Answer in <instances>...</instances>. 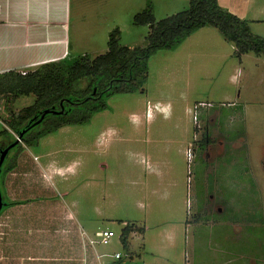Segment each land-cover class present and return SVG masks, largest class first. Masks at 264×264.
Here are the masks:
<instances>
[{
	"label": "rangeland",
	"instance_id": "1",
	"mask_svg": "<svg viewBox=\"0 0 264 264\" xmlns=\"http://www.w3.org/2000/svg\"><path fill=\"white\" fill-rule=\"evenodd\" d=\"M148 5L158 21L187 9L189 0L72 3L69 58L105 53L115 28L120 45L144 47L149 27L133 17ZM233 13L264 37V17L250 22ZM204 27L207 48L197 49L191 59L176 50L180 44L176 51L159 50L148 60L140 90L111 95L107 107L85 123L9 149L0 172V190L11 203L0 212V264H143L154 258L157 264H207L208 250L215 254L220 245L230 249L233 243L245 255L231 256L228 264L262 263L264 234L258 239L256 226L264 228V56L236 57L217 29ZM85 84L81 80L79 87ZM34 99L33 94L0 96V131L8 130L0 149L19 141L6 125L10 112ZM11 163L14 168L4 173ZM57 164L63 166L59 174L49 172ZM150 188L158 189L159 198ZM207 198L209 207L225 202L214 209L222 220L214 226L199 223L195 213L196 199L206 201L203 211ZM123 221L144 222L146 234L171 231L175 245L168 247L164 237V248L151 256L135 232L128 235L126 250L120 239ZM222 227L232 235L208 238ZM105 229L113 236L98 242L97 232ZM116 252L120 259L113 257Z\"/></svg>",
	"mask_w": 264,
	"mask_h": 264
},
{
	"label": "trees",
	"instance_id": "2",
	"mask_svg": "<svg viewBox=\"0 0 264 264\" xmlns=\"http://www.w3.org/2000/svg\"><path fill=\"white\" fill-rule=\"evenodd\" d=\"M133 20L149 27L144 47L120 45V31L115 28L109 33L106 52L92 59L81 54L43 64L32 71L0 76V96L8 99L35 96L32 104L17 113L10 112L6 120L9 130L19 138V141L13 139V146L34 145L41 136L62 126L85 123L94 113L107 107L106 101L111 95L140 90L147 79L150 56L159 50L176 48L201 27L217 29L224 40L233 45L236 57L248 52L264 56V37L252 33L247 20L220 6L217 0H189L187 9L158 21L148 5L135 14ZM81 80L86 81L84 87H79ZM7 132V129L1 130L0 137ZM11 168H14L13 163L5 166L4 173ZM9 205L11 203L6 204ZM135 230L140 232L142 228L128 222L122 227L120 239L124 249H128L129 233Z\"/></svg>",
	"mask_w": 264,
	"mask_h": 264
},
{
	"label": "crops",
	"instance_id": "3",
	"mask_svg": "<svg viewBox=\"0 0 264 264\" xmlns=\"http://www.w3.org/2000/svg\"><path fill=\"white\" fill-rule=\"evenodd\" d=\"M76 1L77 0H0V76L6 73H24L32 71L43 64L58 62L69 58L71 55V40L69 36L72 15L71 8L72 3ZM217 1L221 6L248 19L250 22L258 21L260 17H264V0ZM246 12L254 13L253 16L256 17L247 18L246 16H243ZM82 15V12L78 15L76 11L77 17ZM212 34L213 33L211 32V35ZM207 43V29L206 27H201L187 36L176 50H178L180 54L188 53L186 55L190 58L191 55L195 54L197 49L207 48ZM173 76H175V74ZM165 107L166 105L162 108L165 109ZM186 110H190V107H187ZM138 122L139 123L137 124L140 125H143L144 123V121ZM184 142L186 147L187 141L185 140ZM185 150L186 149L184 148L183 154L185 153ZM59 169H63V166L59 164L56 166L51 165L49 172L52 171L59 174ZM158 169L159 168H156L155 171ZM149 191L152 196L154 195L155 198H159L157 195L158 189L150 188ZM201 191L207 192L205 189ZM177 198L178 200L180 198L182 199V195L177 194ZM199 201L200 200L197 201V199L195 201V213L199 219V223L207 225L208 223H211L212 226H214L217 222L222 221L220 216H218L220 214H217V210L214 211V209L217 208L218 205L225 204L223 200L214 202L213 205L209 207L211 201L207 198V210L203 208V211L201 204L203 206L206 201ZM198 222L196 221V223ZM126 223L123 221L124 225H126ZM142 223L144 226L141 222H135V226L137 228H142V231H132L129 233V236L130 234L132 235V233L138 232L141 237H143L142 248L153 251L151 252V256L156 255L155 253H157V251H161L162 248H164L162 246V239L164 237H168V247H173L175 245H172V243H175L174 240L176 239V234L167 231V234L163 235L161 230L146 234L145 223ZM168 223L172 225L180 224L179 222L172 221H168ZM186 227L185 224V230ZM256 230L260 231L257 238L262 239L264 228L256 226ZM230 231L233 230L222 227L221 231L215 230L207 233V235L208 238L213 236L218 239H224L229 236ZM242 231H240L239 237H241ZM129 242L127 237L128 246ZM219 247L220 248L217 249V251H214L215 254L211 253L209 250L207 251V264H228L229 262L234 261L230 260L231 256L236 259L239 257L241 260L240 257L245 255L241 251H237V247L234 248V243L231 244V246H228L231 247L230 249H227L222 245ZM244 248L245 246L243 247V250L251 256V250H245ZM261 254L263 255V258H261V264H264V250ZM98 258H100V256ZM131 258L132 257L130 256V259ZM155 259L156 258L151 259L148 263L143 262V264H157L154 263ZM99 262L101 263L100 259Z\"/></svg>",
	"mask_w": 264,
	"mask_h": 264
},
{
	"label": "built area",
	"instance_id": "4",
	"mask_svg": "<svg viewBox=\"0 0 264 264\" xmlns=\"http://www.w3.org/2000/svg\"><path fill=\"white\" fill-rule=\"evenodd\" d=\"M97 235L99 237L98 242L106 243L108 242L109 238L113 236V231L105 229V230H102L101 232H97ZM94 242L96 241L90 240V243L94 244ZM113 257L115 259H120L121 255L118 252H116L113 254Z\"/></svg>",
	"mask_w": 264,
	"mask_h": 264
},
{
	"label": "water",
	"instance_id": "5",
	"mask_svg": "<svg viewBox=\"0 0 264 264\" xmlns=\"http://www.w3.org/2000/svg\"><path fill=\"white\" fill-rule=\"evenodd\" d=\"M32 121V120H30ZM19 140V138H18ZM15 144V142H12L11 144H9L7 147H5L4 149H0V171H1V165L6 157V154L9 150L10 147H12L13 145ZM5 203L3 202L2 200V195H1V191H0V210L2 208V206L4 205Z\"/></svg>",
	"mask_w": 264,
	"mask_h": 264
},
{
	"label": "flooded vegetation",
	"instance_id": "6",
	"mask_svg": "<svg viewBox=\"0 0 264 264\" xmlns=\"http://www.w3.org/2000/svg\"><path fill=\"white\" fill-rule=\"evenodd\" d=\"M7 146H8V145H7ZM7 146H6V147H7ZM4 148H5V147H4ZM4 148H3V149H4ZM9 149H11V148H9ZM8 151H9V150H8ZM7 153H8V152H7ZM6 155H7V154H6ZM0 191H1V190H0ZM1 195H2V200H3V202L5 203L3 206L6 207L7 201H6V199H4V196H3L2 191H1ZM3 206H2V207H3ZM2 210H3V209L1 208V211H2Z\"/></svg>",
	"mask_w": 264,
	"mask_h": 264
}]
</instances>
